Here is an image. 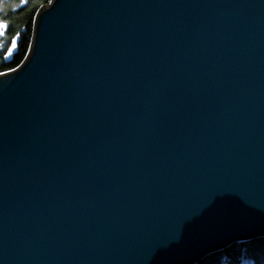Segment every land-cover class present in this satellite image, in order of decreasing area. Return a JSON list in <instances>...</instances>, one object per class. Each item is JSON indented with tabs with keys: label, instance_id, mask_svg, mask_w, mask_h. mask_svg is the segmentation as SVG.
Returning <instances> with one entry per match:
<instances>
[{
	"label": "water",
	"instance_id": "1",
	"mask_svg": "<svg viewBox=\"0 0 264 264\" xmlns=\"http://www.w3.org/2000/svg\"><path fill=\"white\" fill-rule=\"evenodd\" d=\"M16 69L0 264H197L264 238V0H51Z\"/></svg>",
	"mask_w": 264,
	"mask_h": 264
},
{
	"label": "trees",
	"instance_id": "2",
	"mask_svg": "<svg viewBox=\"0 0 264 264\" xmlns=\"http://www.w3.org/2000/svg\"><path fill=\"white\" fill-rule=\"evenodd\" d=\"M49 3V0H26L21 6L20 0H0V19L10 24L7 33L0 37V72H8L23 62L31 45L36 14ZM14 37L18 41L16 54L7 62L4 53ZM197 264H264V238L236 243Z\"/></svg>",
	"mask_w": 264,
	"mask_h": 264
},
{
	"label": "snow or ice",
	"instance_id": "3",
	"mask_svg": "<svg viewBox=\"0 0 264 264\" xmlns=\"http://www.w3.org/2000/svg\"><path fill=\"white\" fill-rule=\"evenodd\" d=\"M26 2V0H20L21 6ZM51 2V0H49ZM10 24L6 20L0 19V37L4 36L9 29ZM16 46V38L12 39V46L8 47L7 51L4 53V58L8 59V57L12 54L14 48ZM16 68H10L9 72H15ZM8 72H0V76H7ZM157 259V264H168L167 260L163 255H160Z\"/></svg>",
	"mask_w": 264,
	"mask_h": 264
}]
</instances>
